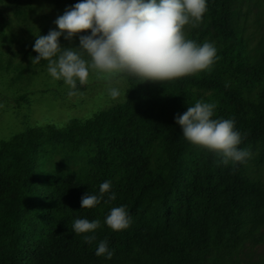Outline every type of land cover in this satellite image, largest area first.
I'll list each match as a JSON object with an SVG mask.
<instances>
[{"label":"trees","instance_id":"obj_1","mask_svg":"<svg viewBox=\"0 0 264 264\" xmlns=\"http://www.w3.org/2000/svg\"><path fill=\"white\" fill-rule=\"evenodd\" d=\"M242 1L207 0L200 26H186L190 39L217 48L211 73L165 85L129 78L125 101L109 110L0 140V264H235L264 243V179L254 176L264 166V51L256 57L233 25ZM37 55L23 54L28 65L0 56V75L29 85ZM197 100L216 103L214 118L234 119L252 159L224 166L184 139L175 116ZM105 181L111 191L81 208ZM118 206L132 224L114 232L105 218ZM77 218L100 221L87 234L93 243L72 231ZM105 239L111 260L95 254Z\"/></svg>","mask_w":264,"mask_h":264},{"label":"clouds","instance_id":"obj_2","mask_svg":"<svg viewBox=\"0 0 264 264\" xmlns=\"http://www.w3.org/2000/svg\"><path fill=\"white\" fill-rule=\"evenodd\" d=\"M207 0H81L54 21L59 30L38 35L33 51L38 55L32 64L47 61V72L54 80L68 86L69 96L77 95L78 84L90 82V77L105 81L112 99L121 95L111 86L129 78L140 83L163 85L200 73H211L219 57L214 43L198 44L190 39L186 26L197 28L207 12ZM81 35L79 47L62 48L60 37L71 41ZM227 87V85H226ZM214 102L197 100L183 114L175 116L182 135L191 145L215 154L224 166L246 164L255 155L249 148H241L247 133L236 129L234 119L214 118ZM111 191V181L99 186V195L85 194L81 208H94L105 193ZM116 199L115 193L108 196ZM107 203V201H105ZM105 224L114 232L128 229L132 224L126 206L113 207ZM101 227L99 220L77 218L72 223L76 235H84V242L96 240L94 233ZM95 254L111 260L107 240L99 242Z\"/></svg>","mask_w":264,"mask_h":264},{"label":"rangeland","instance_id":"obj_3","mask_svg":"<svg viewBox=\"0 0 264 264\" xmlns=\"http://www.w3.org/2000/svg\"><path fill=\"white\" fill-rule=\"evenodd\" d=\"M81 0H0V56L13 64L28 65L25 52L33 51L38 35H47L50 30H59L54 21L66 9ZM233 25L249 43L258 57L264 51V0H243L235 3ZM81 35L71 41L60 37L62 48L79 47ZM35 52V51H34ZM35 75L29 85L15 82L13 74L0 75V140L9 139L27 128L53 124L64 126L70 119L86 120L94 114L109 110L127 97V81L113 82L121 95L112 99L109 85L93 75L86 85L77 86V95L69 96V88L62 80H54L47 67L30 64ZM26 95V100H20ZM255 177L264 179V166L254 172ZM264 233V231H263ZM235 264H264V243L245 247Z\"/></svg>","mask_w":264,"mask_h":264}]
</instances>
